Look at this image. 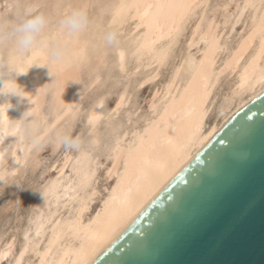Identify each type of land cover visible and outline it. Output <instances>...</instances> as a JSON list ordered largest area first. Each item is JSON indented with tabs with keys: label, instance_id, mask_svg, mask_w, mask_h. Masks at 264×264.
<instances>
[{
	"label": "bare ground",
	"instance_id": "1",
	"mask_svg": "<svg viewBox=\"0 0 264 264\" xmlns=\"http://www.w3.org/2000/svg\"><path fill=\"white\" fill-rule=\"evenodd\" d=\"M82 5L85 2L77 6ZM106 15L103 21H115L119 26L131 22L127 32L119 30L123 33L120 41H130L128 48H116L119 71L126 68L129 56L135 69L155 66L136 86L157 80L180 36L188 26L190 31L146 111L140 114L138 107H129L132 111L125 114L127 125L113 123L120 132L112 129L117 133H112L106 144L110 162L104 171L111 181L101 190L96 208L89 212L99 194L98 161L91 150H84L65 158L58 174L48 179L40 191L42 207L28 221L23 241L8 264H90L237 111L264 91V0H109ZM94 34L98 39L102 33L99 29ZM89 38L79 44L78 53L86 51L89 44L98 45ZM10 58L16 70L10 78L5 77L3 87L13 86L9 94L19 92L20 101L32 110L47 56L42 51L28 55L14 52ZM223 78H230V83L220 94ZM62 82L65 87L69 80L65 77ZM126 88L110 110L115 115L128 104ZM60 94L62 105L68 100L64 90ZM101 105L102 101H97L88 113L91 129L104 115ZM213 107L214 116L208 121ZM5 115H1L0 142L11 129L6 127ZM4 143L3 147L9 142ZM20 147L14 143L13 154L21 151ZM12 244L10 238L0 247V264L10 254Z\"/></svg>",
	"mask_w": 264,
	"mask_h": 264
},
{
	"label": "rangeland",
	"instance_id": "2",
	"mask_svg": "<svg viewBox=\"0 0 264 264\" xmlns=\"http://www.w3.org/2000/svg\"><path fill=\"white\" fill-rule=\"evenodd\" d=\"M108 1L109 0H65V6L63 8L54 10L53 0H20L19 9H13L11 6L8 9V18L15 19L17 11L23 12L26 7L33 3L38 5L36 8L37 11H44L56 15L59 11H70V6L76 7L78 3L85 2L89 8V14L94 20V27L86 33L87 35L85 34L70 42V53L67 57L68 60H65L63 63L54 64L47 58V63H44V73L40 82L41 85L37 89L38 91L35 92L36 100L32 110L27 109L23 102L20 101L19 92H16L18 88H15L16 91L13 89L16 93L10 95L9 90H12L14 87L4 84L6 86H4V88V80L0 81V127L3 125V118H1V115L7 114L5 115L7 120L4 118L6 121L5 124L8 129L11 128L10 130H12H7L1 141L2 143L4 141L6 144L9 142L8 144L10 145L7 144L6 146L8 147L4 145V147H6L4 148L3 144L0 142V148L3 147V149H5L2 151V154H0V247L10 238L13 239L11 252L1 264H8L16 254L23 241V232L29 224L28 221H30L33 213H35L40 206L42 207L43 201L39 199L42 188L45 187L51 178L58 174L57 172L65 158H68V156L72 158L84 150H91V153L95 155L98 161L99 168H97L96 186L99 188V194L97 195L98 198L96 196L93 201L94 203L96 202V205H93L92 203L90 207L91 211L89 212L91 213L96 208L98 205L97 199L99 200L103 194L101 193V190L103 192V188L108 186L111 181L108 176L104 175V171L110 162L106 148L108 145L107 142L113 138V136H111L112 133V135H114L117 132H120L119 129L114 127L113 123L116 121L115 124L120 123L122 127H125L127 125L125 114L127 115L128 112L132 111L133 108H135L134 106L139 108L140 114L146 111L149 102H151L152 97L155 94V88L166 78V75L170 70V65L173 63L174 58L182 48V45L185 42L184 40L188 37L187 35H189L190 26H188V30L186 29L180 36L176 48H174V51L171 54L172 56L168 59V62L166 61L164 65H162L160 69L162 73L160 72L161 75H159V79L157 78V80L154 79L141 86H136L138 79L141 80V78L145 76V73L147 74L149 70H153L155 66H151L148 70L144 69V71L143 69L141 70V67L137 68V70L134 68L132 57L129 56L126 60V68L124 69L126 72L122 69L119 71V66L115 60L116 48L102 46L100 37L104 31L109 29H115L118 32L119 30L127 32L131 26V22H125L122 26H119L115 21H103L107 16ZM2 3L3 0H0V4ZM118 27L120 29H118ZM239 27H241V23L237 26L233 36L238 33L240 30ZM99 29L102 34L96 39L94 33L98 32ZM87 38H92L91 41L94 43L97 42L98 45L92 46V44H89L90 42H88L87 45H89L85 48L87 52L84 51L82 54L78 53L77 47ZM120 45L128 48L130 45L129 38L122 39ZM14 52L15 51L5 50L3 53V55L6 54L5 56L8 59L13 73L16 70V66H13V70L10 64V57ZM87 55L90 57H87ZM102 65L104 67H102ZM65 77L69 82L66 83L64 87V81L62 82V79ZM70 77H72V79ZM229 79L223 78L221 81L222 83H220L218 89L220 94H222V92L228 87L230 83ZM13 85L15 86V84ZM59 85L62 86L60 87ZM58 86L60 88H58ZM124 87H127L126 89L129 94L127 101L128 104H125L126 106L123 105L124 107L122 106L115 115L110 110L113 108L123 89H125ZM62 90L65 91L68 100L62 103L63 106L61 105L62 99L60 94ZM9 95L10 99L8 98ZM99 100L102 101L101 109L104 112V115L99 120L96 128L94 127L91 129L87 122V116L90 109ZM129 107H132V110H130ZM211 111L208 121L213 118L215 107H213ZM124 120L125 123H121ZM53 125L55 128L69 129L73 136H79L84 143L83 149L81 151L66 150L64 147L57 146L47 137L40 145L34 146L32 137L30 136V130L34 127H38L41 134H43L46 129ZM111 125H113L114 128ZM122 127H120V129ZM112 129H115L117 132H115V130L112 131ZM123 129L124 128H122V130ZM11 139L14 140L12 141ZM95 139L96 142L94 144L93 142ZM16 142L20 144L22 152L19 150L20 152L18 151L16 154H13V145ZM69 166L70 163L65 167L64 172L68 173ZM26 257L27 259L30 258L29 254H27Z\"/></svg>",
	"mask_w": 264,
	"mask_h": 264
},
{
	"label": "water",
	"instance_id": "3",
	"mask_svg": "<svg viewBox=\"0 0 264 264\" xmlns=\"http://www.w3.org/2000/svg\"><path fill=\"white\" fill-rule=\"evenodd\" d=\"M90 264H264V91Z\"/></svg>",
	"mask_w": 264,
	"mask_h": 264
},
{
	"label": "clouds",
	"instance_id": "4",
	"mask_svg": "<svg viewBox=\"0 0 264 264\" xmlns=\"http://www.w3.org/2000/svg\"><path fill=\"white\" fill-rule=\"evenodd\" d=\"M19 9L20 0H3L0 4V81L12 75L5 50L28 55L42 51L54 64L63 63L70 53L69 44L94 27V20L87 5L71 7L70 11L56 15L37 11L38 5L30 4L22 13L17 11L15 19L8 18L9 7ZM65 6V0H53V9ZM120 33L115 29L103 32L100 37L102 46L118 48ZM62 37V38H61ZM34 146H38L47 137L57 146L66 150L81 151L84 143L79 136H73L71 130L51 126L41 134L38 127L30 130Z\"/></svg>",
	"mask_w": 264,
	"mask_h": 264
}]
</instances>
